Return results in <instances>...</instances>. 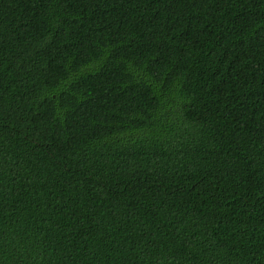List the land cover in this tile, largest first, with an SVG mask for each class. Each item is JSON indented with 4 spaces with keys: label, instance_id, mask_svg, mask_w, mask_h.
I'll return each instance as SVG.
<instances>
[{
    "label": "trees",
    "instance_id": "16d2710c",
    "mask_svg": "<svg viewBox=\"0 0 264 264\" xmlns=\"http://www.w3.org/2000/svg\"><path fill=\"white\" fill-rule=\"evenodd\" d=\"M0 264H264V0H0Z\"/></svg>",
    "mask_w": 264,
    "mask_h": 264
}]
</instances>
